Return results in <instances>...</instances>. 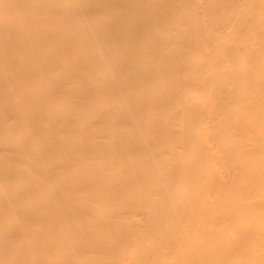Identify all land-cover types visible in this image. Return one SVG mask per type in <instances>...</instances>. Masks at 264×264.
<instances>
[{"label":"bare ground","instance_id":"obj_1","mask_svg":"<svg viewBox=\"0 0 264 264\" xmlns=\"http://www.w3.org/2000/svg\"><path fill=\"white\" fill-rule=\"evenodd\" d=\"M0 264H264V0H0Z\"/></svg>","mask_w":264,"mask_h":264}]
</instances>
